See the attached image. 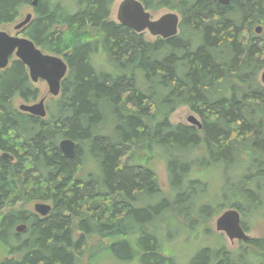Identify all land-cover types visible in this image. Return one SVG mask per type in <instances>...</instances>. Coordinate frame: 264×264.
Instances as JSON below:
<instances>
[{
  "label": "trees",
  "instance_id": "16d2710c",
  "mask_svg": "<svg viewBox=\"0 0 264 264\" xmlns=\"http://www.w3.org/2000/svg\"><path fill=\"white\" fill-rule=\"evenodd\" d=\"M113 1L0 0V28L32 6L21 33L67 64L45 117L13 105L40 96L26 66L11 57L0 69V264H100L104 255L123 264H264L261 237L237 250L218 241L186 260L165 246L171 225L207 231L227 208L245 231L247 218L264 217V0H139L180 16L176 35L153 39L109 19ZM182 105L200 128L170 122ZM62 138L75 142L72 158ZM32 200L51 210L23 206Z\"/></svg>",
  "mask_w": 264,
  "mask_h": 264
},
{
  "label": "water",
  "instance_id": "95a60500",
  "mask_svg": "<svg viewBox=\"0 0 264 264\" xmlns=\"http://www.w3.org/2000/svg\"><path fill=\"white\" fill-rule=\"evenodd\" d=\"M231 0H217L222 5H227ZM36 4L33 0L32 5ZM31 18L27 13L25 18L15 25V29L21 30ZM179 16L175 12H166L153 19L151 14L145 9L139 0H122L117 9V21L132 29L137 33L148 31L153 37L168 38L178 32ZM261 27L256 28L260 33ZM19 59L27 68L31 82L44 80L48 85V92L52 96H57L60 91V82L67 72V64L64 59L55 54L47 53L38 48L34 42L26 36L11 35L7 31L0 30V69L8 66L10 57ZM259 80L264 85V70L260 72ZM19 109L31 115L45 117L46 110L44 98L33 104L22 103ZM190 125L201 127V123L195 116L187 118ZM58 147L67 158H72L75 154V142L69 138H62L58 142ZM4 158H11L7 153H2ZM33 210L40 216H45L51 210V205L47 203H35ZM25 225L16 226V232H22ZM217 231L223 232L230 241L239 240L245 242L249 235L243 229L241 215L235 208L223 210L215 220Z\"/></svg>",
  "mask_w": 264,
  "mask_h": 264
},
{
  "label": "rangeland",
  "instance_id": "374dc122",
  "mask_svg": "<svg viewBox=\"0 0 264 264\" xmlns=\"http://www.w3.org/2000/svg\"><path fill=\"white\" fill-rule=\"evenodd\" d=\"M122 0H114L111 8H110V14H109V19L117 21L116 20V12L119 3ZM150 11V10H149ZM175 12L166 8H161L155 12H151L152 18L155 19L159 17L160 15L166 13V12ZM33 13L32 6H27L21 11V15L12 23L3 25L0 30L7 31L11 35H18V36H24L23 33H21V30L15 29V25L19 22H21L27 13ZM177 13V12H175ZM256 29V28H255ZM262 30V29H261ZM261 32V31H260ZM145 37L148 39H153L154 37L149 34L148 31L143 32ZM255 33H257L255 31ZM259 34V33H257ZM33 84L39 89L40 96L37 100L34 102H24L19 98H15L13 101V105L19 109V105L22 103L26 104H33L36 103L40 100V98H44V106L46 112L47 110V104L48 102L56 98L57 96H52L48 92V85L44 80H38L37 82H33ZM195 116L200 122L199 116L191 111L187 106L182 105L177 107L169 116V120L171 123L176 124V123H182V124H190L187 120L189 116ZM153 167L154 171L156 174V178L162 187V189L167 190L168 188V177H167V170L166 166L163 160L161 159H154L153 160ZM85 165L83 166V170H86L88 168V163H84ZM79 173V176L84 173V171ZM47 203L50 204L47 201H42V200H32L26 205H23L25 208H28L30 210H33V206L35 203ZM22 205L20 202H17L15 206H20ZM10 206L8 203L7 207ZM34 211V210H33ZM217 216H214L209 222H208V230H200L196 228H191V229H185V230H180L178 233L176 227L171 225L169 229V237L170 239L168 240V243L165 245L167 248V251L169 253L174 254L177 256L180 260H186L187 256H189L192 253H195L196 250L200 247H203L205 245H210V246H216L218 245V241H224L226 246L232 250H237L240 247L241 241L239 240H232L230 241L228 237L220 231H217L215 228V220ZM245 225L247 226L248 230L246 231L247 234L249 235L250 238H264V217L261 215H254L250 218H247L245 220ZM78 235V232L76 233ZM93 242H88V247L91 246ZM2 253V249L0 248V254ZM109 256L104 255L101 257V259H98V263L100 264H123L121 262H116L108 258ZM190 257V256H189ZM89 260H86L85 258L81 262V264H86ZM241 263H249V264H257L256 260L250 257H245L242 259Z\"/></svg>",
  "mask_w": 264,
  "mask_h": 264
},
{
  "label": "bare ground",
  "instance_id": "6f19581e",
  "mask_svg": "<svg viewBox=\"0 0 264 264\" xmlns=\"http://www.w3.org/2000/svg\"><path fill=\"white\" fill-rule=\"evenodd\" d=\"M33 6V5H32ZM118 9V8H117ZM147 10V9H146ZM150 14H151V12L149 11V10H147ZM30 14H31V18L29 19V21L32 19V13L30 12ZM178 14V13H177ZM178 16H179V14H178ZM151 17H152V14H151ZM179 19H180V16H179ZM116 20H117V12H116ZM28 21V22H29ZM180 21V20H179ZM116 22H118V21H116ZM119 23V22H118ZM258 27V26H257ZM256 27V28H257ZM178 31H179V27H178ZM255 31H256V29H255ZM178 33V32H177ZM11 57H14V56H11ZM11 57H10V59H11ZM9 62H10V60H9ZM20 110V109H19ZM21 111V110H20ZM23 112V111H22ZM16 229V228H15ZM250 238V237H249Z\"/></svg>",
  "mask_w": 264,
  "mask_h": 264
},
{
  "label": "flooded vegetation",
  "instance_id": "af4514ba",
  "mask_svg": "<svg viewBox=\"0 0 264 264\" xmlns=\"http://www.w3.org/2000/svg\"><path fill=\"white\" fill-rule=\"evenodd\" d=\"M32 16H33V14H32ZM11 159V158H10ZM24 225V224H23ZM25 229V228H24ZM24 229H23V231H24Z\"/></svg>",
  "mask_w": 264,
  "mask_h": 264
}]
</instances>
